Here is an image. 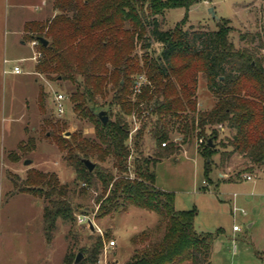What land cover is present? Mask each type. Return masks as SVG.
I'll return each mask as SVG.
<instances>
[{
  "label": "trees",
  "instance_id": "trees-1",
  "mask_svg": "<svg viewBox=\"0 0 264 264\" xmlns=\"http://www.w3.org/2000/svg\"><path fill=\"white\" fill-rule=\"evenodd\" d=\"M196 3L198 0H53L54 16L25 23V40H47V45L38 44L40 57L34 72L66 82L73 113L94 129L91 135L80 128L65 137L67 122L48 121L51 129L46 136L54 140L75 174L71 184L60 182L55 172L37 169H30L25 179L9 174L10 196L26 193L44 199L42 229L47 244L53 242L59 221L72 226L81 208L75 199L91 197L93 189L98 193L97 219L128 206L159 215L154 228L132 237L133 254L125 264H211L216 236L198 232L196 210H177L175 195L156 187L155 166L182 151V145L170 139L174 130L182 136L181 144H186L194 136H205L210 127L216 132L219 126L233 132L228 139L231 149L221 152L222 165L233 154L248 159L250 169L264 164V36L244 33L246 46L236 48L227 21L216 30L185 28L184 20ZM172 8H185L186 14L173 28L163 29L158 16ZM149 40L160 44V53L140 58L135 52L139 46L150 48ZM137 75H143L146 83L138 86ZM200 75L215 97L208 110L199 108ZM46 96L41 87L38 102L43 112ZM100 111L110 117L106 123L99 118ZM146 112L148 119L137 130L133 144L139 149L148 132L156 151L147 158L136 157L131 169L134 154L128 117ZM208 140L211 149L200 151L207 158L206 177L215 154V146ZM27 147V143L19 144L21 153ZM84 159L95 164L92 171ZM68 234L77 237L71 229ZM109 239L108 232L89 235L78 264H96ZM64 260L63 264H73L74 253L69 251Z\"/></svg>",
  "mask_w": 264,
  "mask_h": 264
},
{
  "label": "rangeland",
  "instance_id": "rangeland-1",
  "mask_svg": "<svg viewBox=\"0 0 264 264\" xmlns=\"http://www.w3.org/2000/svg\"><path fill=\"white\" fill-rule=\"evenodd\" d=\"M52 2L0 0V264H63L69 251L76 259L89 235H101V232H108L109 241L114 240L115 246L104 248L96 264H125L133 254L132 237L144 229L154 228L159 222L157 213L128 206L125 211L97 219L99 203L95 197L98 193L91 189V197L75 199V204L81 208L77 209L72 226L59 221L60 228L53 242L47 244L42 229L44 199L26 193L8 194L13 189L9 174L25 179L30 169L55 172L62 183L74 181L75 174L66 166L63 152L51 137L46 136L51 129L50 119L67 122L63 132L65 137L80 128L87 135L94 133L92 126L78 121L73 113L68 102L69 85L34 72L39 45L28 40L21 42L25 22L36 18L45 20L56 14ZM210 7L216 17L209 13ZM185 14V8H172L159 15L158 21L163 29L173 28ZM226 21L232 27L230 37L235 47L246 46L242 34L264 36V0H198L188 11L184 25L185 28L216 30L219 23ZM150 29L148 27V31ZM149 41L150 48H137L135 53L140 58L160 53V44ZM254 45H258V41ZM15 64L21 66L22 73L11 71ZM136 80L138 86L146 83L143 75H137ZM41 87L47 93L45 112L41 111L38 102ZM57 93L66 95L67 109L63 115H58L55 110ZM197 96L200 109L208 110L214 106L215 97L202 75L198 79ZM147 114L128 117L131 125L129 144L134 154L130 158L131 169H134L136 157L147 158L156 151L148 132H145L139 149L133 144L137 130L148 119ZM208 129L205 136H194L186 144H181L182 136L175 130L171 133V141L182 145V151L157 162L155 185L175 195L177 210H196L194 226L198 232L216 236L211 264H264V164L258 169H250L248 159L233 154L222 165L221 152L231 149L228 139L233 132L226 126L215 128L216 132L213 127ZM209 138L215 145V154L210 158L211 172L206 177L207 158L200 151L211 149L206 143ZM20 143H27L26 152L21 153ZM27 159L31 164H25ZM130 175H134L133 170ZM248 176L252 179L248 180ZM79 214L92 219L95 228L92 230L87 224L79 223ZM234 225L239 231L233 230ZM70 229L77 235L75 239L69 237Z\"/></svg>",
  "mask_w": 264,
  "mask_h": 264
},
{
  "label": "built area",
  "instance_id": "built-area-1",
  "mask_svg": "<svg viewBox=\"0 0 264 264\" xmlns=\"http://www.w3.org/2000/svg\"><path fill=\"white\" fill-rule=\"evenodd\" d=\"M32 44H39V41L33 40ZM39 57H40V52H38V58ZM35 58H37V54L35 55L34 59ZM6 62H8V60H5V63ZM11 71L13 73H16V74H20L23 72L20 65H14V67H12ZM54 100H55V110H56L57 114L63 115L67 109V107H66V100H67L66 95H64L63 93H57V94H55ZM201 142H202V140H201ZM163 145H165V144H163ZM247 179L250 180V179H252V177L248 176ZM205 182L206 181H204V183ZM243 213H245V212L243 211ZM77 220L81 224H87V226H90V223H92V219H88V217L83 215V214L77 215ZM92 225H93V223H92ZM94 228H95V226H94ZM233 230L239 231V227L237 225H234ZM101 235L103 236L104 234L101 232ZM105 245L106 246L104 248H107V246L108 247H114L115 241L111 240V241L107 242Z\"/></svg>",
  "mask_w": 264,
  "mask_h": 264
},
{
  "label": "water",
  "instance_id": "water-1",
  "mask_svg": "<svg viewBox=\"0 0 264 264\" xmlns=\"http://www.w3.org/2000/svg\"><path fill=\"white\" fill-rule=\"evenodd\" d=\"M209 13H211V15H212L213 17H216V15H215V11H214V9H213L212 7L209 8ZM39 42H41L43 45H47V40H46L45 38H43V37H40V38H39ZM98 116H99V118L101 119V121H102L103 123H106V122L108 121V119L110 118V117L107 115V112H106V111H100L99 114H98ZM220 129H222V128H220ZM68 134H69V133H68ZM208 142H209V144H210L212 147L215 146L214 144H212V138H210V139L208 140ZM25 162H26V163H25L26 165L31 164V161H30L29 159H27ZM83 162H84V164L86 165V167H87L90 171H92V170L95 168V164H94L91 160H89V159H84ZM90 228H92V230L94 229V226L92 225V223H90ZM82 257H83V254H82L81 252H79V253L76 255V259H75V261H74L73 264H78L79 261L82 259Z\"/></svg>",
  "mask_w": 264,
  "mask_h": 264
},
{
  "label": "crops",
  "instance_id": "crops-1",
  "mask_svg": "<svg viewBox=\"0 0 264 264\" xmlns=\"http://www.w3.org/2000/svg\"><path fill=\"white\" fill-rule=\"evenodd\" d=\"M36 5H37V4H36ZM35 7H36V6H35ZM33 20H34V19H33ZM35 20H40V18H36ZM29 21H32V20H29ZM27 22H28V21H27ZM25 23H26V22H25ZM24 26H25V24H24ZM24 35H25V34H24V32H23V34H22L23 37H22V39H21V42H22V43H26V40H25V38H24ZM20 62H21V61H18L17 63H20ZM15 65H17V64H15ZM18 65H19V64H18ZM34 69H35V66H34ZM35 80L37 81V78H36ZM149 212H150V211H149ZM251 225H252V224H251ZM251 225H250V226H251Z\"/></svg>",
  "mask_w": 264,
  "mask_h": 264
}]
</instances>
